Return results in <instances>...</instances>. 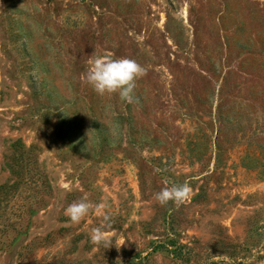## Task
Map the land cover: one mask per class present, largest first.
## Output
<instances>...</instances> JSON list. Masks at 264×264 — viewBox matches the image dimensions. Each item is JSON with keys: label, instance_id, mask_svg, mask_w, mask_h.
Segmentation results:
<instances>
[{"label": "rangeland", "instance_id": "1", "mask_svg": "<svg viewBox=\"0 0 264 264\" xmlns=\"http://www.w3.org/2000/svg\"><path fill=\"white\" fill-rule=\"evenodd\" d=\"M101 55L145 69L132 103L86 82ZM224 256L264 264V0H0V264Z\"/></svg>", "mask_w": 264, "mask_h": 264}, {"label": "clouds", "instance_id": "2", "mask_svg": "<svg viewBox=\"0 0 264 264\" xmlns=\"http://www.w3.org/2000/svg\"><path fill=\"white\" fill-rule=\"evenodd\" d=\"M145 69L135 60L129 58H113L107 55L96 56L90 61L86 82L99 95L117 93L126 103H132L134 100V89L136 80L143 76ZM190 188L186 183H172L162 188L155 194V199L165 205L169 201L177 206L189 198ZM92 205L87 197H82L78 202L70 204L65 209V214L73 223H79L86 216ZM107 203L97 205V210L103 212L104 224L91 230V240L95 244L111 243L106 229L110 226V215L106 211ZM225 264H233L228 256L223 257Z\"/></svg>", "mask_w": 264, "mask_h": 264}]
</instances>
